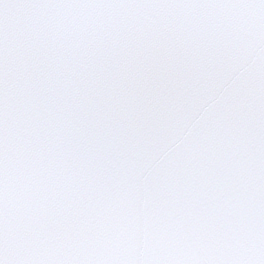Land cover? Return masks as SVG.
<instances>
[{"label":"snow or ice","instance_id":"6c2138e0","mask_svg":"<svg viewBox=\"0 0 264 264\" xmlns=\"http://www.w3.org/2000/svg\"><path fill=\"white\" fill-rule=\"evenodd\" d=\"M0 264H264V0H0Z\"/></svg>","mask_w":264,"mask_h":264}]
</instances>
